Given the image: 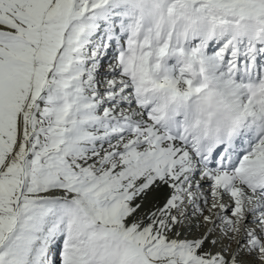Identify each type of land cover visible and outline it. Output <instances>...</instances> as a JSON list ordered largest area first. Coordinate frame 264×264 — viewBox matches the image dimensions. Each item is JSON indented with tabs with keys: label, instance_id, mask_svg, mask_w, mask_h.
<instances>
[{
	"label": "snow or ice",
	"instance_id": "1",
	"mask_svg": "<svg viewBox=\"0 0 264 264\" xmlns=\"http://www.w3.org/2000/svg\"><path fill=\"white\" fill-rule=\"evenodd\" d=\"M0 264H264V0H0Z\"/></svg>",
	"mask_w": 264,
	"mask_h": 264
}]
</instances>
